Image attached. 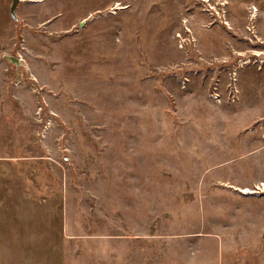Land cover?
Wrapping results in <instances>:
<instances>
[{
    "label": "rangeland",
    "instance_id": "1",
    "mask_svg": "<svg viewBox=\"0 0 264 264\" xmlns=\"http://www.w3.org/2000/svg\"><path fill=\"white\" fill-rule=\"evenodd\" d=\"M10 4L0 264H264V0Z\"/></svg>",
    "mask_w": 264,
    "mask_h": 264
},
{
    "label": "bare ground",
    "instance_id": "2",
    "mask_svg": "<svg viewBox=\"0 0 264 264\" xmlns=\"http://www.w3.org/2000/svg\"><path fill=\"white\" fill-rule=\"evenodd\" d=\"M121 6H122L121 3L117 1L116 4L112 7V10L114 11V10H116L118 8H121ZM216 10H218V9H216ZM217 12L219 13L220 11H217ZM184 21H186V19H184ZM226 22H228V21H226ZM180 35L181 34L179 32L176 34V36H180ZM180 47H183V45L180 44ZM20 61H22V62L25 61V58H24L23 54H20ZM249 61H250V59H242L240 61V63L241 64H246ZM22 73L23 72L21 71V69H18V76H17V80H16V84L17 85H20V84H23L24 83V78H23ZM31 87H32L33 91L36 92V90H37L36 85L35 84H32ZM46 127H50V125H47ZM226 184L227 185H230L229 183H226ZM237 188L240 189L242 192H244L246 194H252L254 192H263L264 191V180L256 183L255 187H251V186L238 187L237 186Z\"/></svg>",
    "mask_w": 264,
    "mask_h": 264
},
{
    "label": "water",
    "instance_id": "3",
    "mask_svg": "<svg viewBox=\"0 0 264 264\" xmlns=\"http://www.w3.org/2000/svg\"><path fill=\"white\" fill-rule=\"evenodd\" d=\"M21 0H11V4H10V12L11 14L13 15L14 18L17 17V14H16V8L18 6V4L20 3ZM85 22V19L82 20L80 22V24H83ZM8 58L11 59L13 62H16V63H20V58H18L17 56H13V55H9L7 54Z\"/></svg>",
    "mask_w": 264,
    "mask_h": 264
},
{
    "label": "flooded vegetation",
    "instance_id": "4",
    "mask_svg": "<svg viewBox=\"0 0 264 264\" xmlns=\"http://www.w3.org/2000/svg\"><path fill=\"white\" fill-rule=\"evenodd\" d=\"M253 8H256V6H254V4L252 2H244V3H241V6H240L241 13L243 14V16H248V14H250L252 12L251 10ZM217 11L218 10H216V12ZM212 13H214V12H212ZM260 43L264 46V40L260 41ZM253 45H256V44H253Z\"/></svg>",
    "mask_w": 264,
    "mask_h": 264
}]
</instances>
